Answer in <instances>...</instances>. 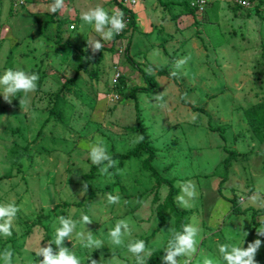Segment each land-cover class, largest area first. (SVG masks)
Here are the masks:
<instances>
[{"label":"rangeland","instance_id":"1","mask_svg":"<svg viewBox=\"0 0 264 264\" xmlns=\"http://www.w3.org/2000/svg\"><path fill=\"white\" fill-rule=\"evenodd\" d=\"M213 1L193 16L207 26L199 24L195 34L186 31L181 42L173 36L164 46L169 50L161 42L147 55H130L135 66L126 58L132 27L123 32L122 47L113 48L122 50L121 60L93 52L91 36L100 39L93 26L85 24L81 32V13L99 0H65L64 10L55 14L48 8L53 0H0V75L9 68L39 75L37 89L18 93L11 104L0 95V203L20 207L12 236L0 235V252L10 246L13 264L42 261L39 249L54 241L59 216L80 220L88 215L92 224L81 223L76 231H91L103 241L100 249L84 248L75 232L64 241L82 264H136L127 250L130 240H144L151 255L166 248L174 218L166 211V224L160 227L158 212L169 185L145 169L148 153L141 150L137 158L115 159L117 168L107 172H101L103 165L93 170L98 165L89 156L88 145L97 136L111 156L133 150L140 142L138 124L153 151L149 165L178 190L174 201L180 211H187L186 224L201 229L197 253L179 257L180 264L186 259L202 264L205 256L219 258V244L247 248L256 239L262 241L256 261L264 254V237L256 234L264 226V214L252 218L250 210L264 207V143L255 138L243 114L264 102V0L243 8L236 6L237 0H219V13L210 15L219 7ZM69 21L75 28L68 30ZM101 43L108 46L111 40ZM189 55L187 64L176 69L175 62ZM197 56L198 64L188 66ZM148 66L154 68L151 73ZM155 69L166 75H157ZM146 87V92L133 91ZM56 91L65 101L59 107L62 117L50 111ZM160 94L163 101L157 102ZM228 151L236 154L219 192ZM91 171L93 199L88 187L83 188V176ZM184 181H193L198 192L188 206L177 201ZM117 191L120 203L109 204L107 195ZM254 194L257 201L251 199ZM233 198L241 214L231 212ZM126 218L132 221L131 235L115 246L108 232ZM52 247L56 250L54 243Z\"/></svg>","mask_w":264,"mask_h":264},{"label":"clouds","instance_id":"2","mask_svg":"<svg viewBox=\"0 0 264 264\" xmlns=\"http://www.w3.org/2000/svg\"><path fill=\"white\" fill-rule=\"evenodd\" d=\"M48 8L53 14L62 11L65 8V0H53V3ZM80 19L84 24L93 26L95 32L100 35V39H94L91 43L93 52L100 51L103 48L104 45L101 40H111L114 35H118L127 28L126 18H124L122 12H113L110 15L109 11L100 5L83 11ZM190 58L189 55L177 60L175 68H182ZM146 71L151 73V69H146ZM171 75L175 77L177 72L173 71ZM38 81L39 75L37 73H31L19 68H9L3 75H0V88H2L0 95L3 96L5 102L11 104V98L16 97L18 93L28 94L34 92L38 87ZM155 100L162 102L163 94L157 95ZM161 106L163 107L165 104L162 103ZM138 139L142 140L143 136H139ZM88 148L92 163L103 165L100 169L101 172H107L110 168H117L119 161L113 159L108 153L107 146L100 137L97 136L95 142L89 144ZM83 188L86 191L87 185L83 184ZM197 196V187L193 181L181 183V194L177 197V201L181 205L188 206V202L195 200ZM251 199L257 201L258 194H254ZM107 200L109 204H119L121 197L117 191V194L109 193ZM124 203L128 202L125 201ZM19 211L20 207L15 202L0 203V235L5 237L12 236L13 222ZM57 220L59 227H55L54 241L39 249L38 256L43 257L39 264H82L81 258L64 246V241H70L74 232L82 247L89 249H100L103 247V241L95 238L91 231H76L77 226L81 223L83 225L92 224V220L88 215L82 214L80 220L65 216H59ZM131 231V219H120L115 223L114 228L108 232V236L113 245L121 246L125 243V238L131 235ZM169 232H171V236L164 249L165 255L162 258V264H180L179 257H191L197 253L198 238L201 232L198 225L187 223L182 226V231L170 229ZM256 234L258 237H264V226L256 229ZM247 235L248 233L244 232V236L246 237ZM52 243L55 244L56 250L53 249ZM261 245L262 241L260 239L248 243L247 248L238 244H219V258L205 256L202 259V264H258L256 255ZM127 250L135 256L136 264H146V257L151 255V250L146 248L144 240H130L127 244ZM13 255L11 247H6L0 252V260L3 261V264H13ZM91 264H97V262L92 260ZM184 264H191V260L186 259Z\"/></svg>","mask_w":264,"mask_h":264},{"label":"crops","instance_id":"3","mask_svg":"<svg viewBox=\"0 0 264 264\" xmlns=\"http://www.w3.org/2000/svg\"><path fill=\"white\" fill-rule=\"evenodd\" d=\"M213 2L217 3L219 7L216 8L217 12L214 10V12L212 11L210 15L219 13L218 10H220L221 2L219 0H215ZM98 5L102 7L108 5L105 9H107L111 13L116 12L118 9L115 3L111 0H99ZM128 11H130L129 16L132 20L133 26L131 30L132 32H130L129 36L130 39L127 45V52L129 56L131 55L136 58H138L137 55L140 53H144L147 55V53L151 52L160 45L163 46V49L166 48L167 50H169L168 47L164 46L170 44V42H168L170 38L175 36L176 38H178L177 42H181V39L179 38L186 37V31H194L195 34V31L201 27V25L199 24H202L197 21L196 17H193L194 14L188 12L189 10L187 7V0H144L136 6L128 9ZM122 13L124 15V18H127V15L124 12ZM207 24L208 22L205 21L204 24H202V27L203 25L207 26ZM84 25L85 24L83 23V21L80 20L81 32L84 30ZM94 38L95 36H91L90 40H94ZM123 38H120L119 40L118 38L113 37L111 39V43L108 46H103L104 48H101L100 51H97L96 55L101 54V52L104 51L103 55L101 56L102 58L106 59L118 55L119 60H121L122 50H120L119 53L118 51L116 52V50L113 48H117L116 46L118 44L122 47V44H124L121 43ZM161 42L163 44H160ZM153 44L155 45V47ZM104 49H106L107 51H105ZM157 50L158 52H160L158 48ZM158 61L159 60H152L151 62L155 63ZM197 62L198 56L197 60H193L192 64L189 63L188 66L194 67L196 64H198ZM167 68L171 67L167 65Z\"/></svg>","mask_w":264,"mask_h":264},{"label":"trees","instance_id":"4","mask_svg":"<svg viewBox=\"0 0 264 264\" xmlns=\"http://www.w3.org/2000/svg\"><path fill=\"white\" fill-rule=\"evenodd\" d=\"M112 2L115 3V5L118 7V9H120L122 12H124L126 15H127V18H126V21L128 20L127 22V30H128V26L132 27L133 26V23H132V20L130 18V11H128L127 9H125L124 7H122L118 2L117 0H111ZM208 1V0H207ZM243 1V0H242ZM247 1V0H245ZM249 6H250V3H254V2H258L260 3L261 1L260 0H248L247 1ZM257 3V4H258ZM208 4V2L205 3L204 5V8L201 10V11H198V8L196 7H192L190 5V0H187V7H188V12H190L191 14H197L199 12V14H202L205 10V7L206 5ZM236 6L240 7V8H243V6L239 5V4H236ZM129 16V17H128ZM58 22V21H57ZM62 21H59L57 23V25H59L60 27V30H63L62 27H63V24H61ZM71 23V24H70ZM74 24L72 22L69 21V25H68V30H70L69 28L73 29L75 27H73ZM58 27V26H57ZM129 27V28H130ZM126 31L125 29L120 32L118 35H115L114 38H123L124 37V34L123 32ZM132 32V31H131ZM65 33V32H64ZM126 58L127 60L130 62V64L132 65H138L137 63H135V61H133L129 54L127 53L126 54ZM99 60V59H98ZM88 62V61H87ZM87 62L83 63L82 65H80L82 68H84L87 64ZM151 70H153L154 68L152 66H148ZM156 70V74L159 75V76H164L166 75V72L161 70V69H155ZM146 80V78H145ZM147 88H136L134 89L133 91L134 92H146L147 91ZM53 96V103H52V108H51V112H53L55 115L59 116V117H62L63 114L61 112V110L59 109V107L61 106H64L65 104V101L63 98L60 97V95L58 94V92H54V94L52 95ZM182 104H185L189 107H191L194 111H200V109H197L195 107H192L188 102L186 101H182ZM243 114L245 116V119L250 127V130L251 132L253 133V135L255 136V138L260 142V143H264V102H261V103H258L256 104L255 106L253 107H250L246 110L243 111ZM138 127H139V132H140V136L142 135L143 136V139L140 140L139 144L131 151L125 153V154H115L113 155V159H118V160H128L130 159L131 157H139L141 154H140V151H145V153H148V158L147 160L145 161L146 165H145V169H148L150 170L151 172V175L152 176H155L156 179H158L159 181H162L163 183H165L166 185H169V193L167 195V198H166V201L163 205V207H161L159 209V212L158 214L160 215L159 217V223H160V227L164 226L166 224V219L164 218V213L167 211L169 214L172 215V217L174 218V230L175 231H182V226L184 224H186V217L188 215L187 211L185 210H182L180 211L177 206H176V201H174V197L178 194V190L176 191V189L173 188L172 184L170 181H167L165 179H162L160 176L157 175L156 171L153 169L152 166L149 165V161H150V158L151 156L153 155V151L146 147L145 145V134H144V130L143 128L138 124ZM220 135H221V138H223V135H222V130H218ZM12 152V151H11ZM22 152L23 151H17V154L18 156L22 155ZM15 153V152H13ZM12 153V154H13ZM235 152L233 151H228V156L226 158H224L223 162H222V165H223V170H224V174L223 176L221 177V180L219 181L218 183V187H217V190L220 192V187L222 186V184L226 181L227 179V170H228V167H229V164L231 162L232 159H234L235 157ZM99 165L97 167H94L93 170H96L98 169ZM92 176H93V171H91L90 173L86 174L83 176L86 184H87V187L89 189V198L90 199H93V191L91 190V186H90V183H89V180L92 179ZM119 180V179H118ZM119 182V181H118ZM121 184V183H120ZM228 200V199H227ZM230 203H231V212L235 215V214H241L242 212L239 210L238 206H237V201H236V198H233V199H230L229 200ZM76 206H80L79 204L76 205ZM87 206V205H85ZM251 210V217L254 218L256 215H263L264 214V207H262L261 209H250ZM156 231H154L155 233ZM147 240H149L147 238ZM165 255V252L164 250H159V251H156L154 252L147 260H146V264H160L161 261H162V258L163 256ZM257 262L258 264H264V254H261L258 259H257ZM89 262L86 261L84 262L83 264H88Z\"/></svg>","mask_w":264,"mask_h":264},{"label":"built area","instance_id":"5","mask_svg":"<svg viewBox=\"0 0 264 264\" xmlns=\"http://www.w3.org/2000/svg\"><path fill=\"white\" fill-rule=\"evenodd\" d=\"M144 0H117V2L124 8L130 9L134 6H136L137 4L141 3ZM207 2V0H190V5L192 7H196L198 8V11H201L204 8L205 3ZM239 5L243 6V7H248L249 4L247 1H242L239 0L237 2Z\"/></svg>","mask_w":264,"mask_h":264}]
</instances>
